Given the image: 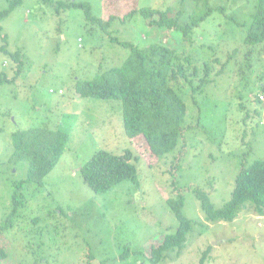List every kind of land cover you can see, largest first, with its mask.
<instances>
[{"label": "rangeland", "instance_id": "obj_1", "mask_svg": "<svg viewBox=\"0 0 264 264\" xmlns=\"http://www.w3.org/2000/svg\"><path fill=\"white\" fill-rule=\"evenodd\" d=\"M256 1L211 0L223 11L200 22L187 42L179 32L150 26L139 11L167 12L183 25L206 12L194 0H21L0 21V76L6 79L0 83V247L6 254L0 264H154L151 247L178 227L168 205L177 199L174 189L193 227L184 247L157 264H200L207 249L204 264H264V216L247 206L233 222L209 223L194 194L204 189L220 208L230 199L240 162L264 161V43L243 42ZM9 2L0 0V12ZM119 42L184 48L199 59L196 84L173 83L190 126L183 157L177 149L155 158L142 137L130 140L119 101L75 93L76 81L122 66L130 52ZM18 51L25 64L17 76L10 55ZM214 54L219 62L201 85L202 61ZM33 128L66 132V148L42 186L17 190L28 163L10 162L12 136ZM100 150L130 151L135 181L95 194L81 169ZM15 193L18 214L2 232Z\"/></svg>", "mask_w": 264, "mask_h": 264}, {"label": "trees", "instance_id": "obj_2", "mask_svg": "<svg viewBox=\"0 0 264 264\" xmlns=\"http://www.w3.org/2000/svg\"><path fill=\"white\" fill-rule=\"evenodd\" d=\"M194 1L205 7L206 12L197 17L191 16L183 25H178L167 12L160 10L144 8L139 13L150 26L165 27L179 32L187 42L193 29L198 27L200 22L213 12L223 11L222 8L210 6L211 0ZM20 2L21 0H10L8 8L0 12V21ZM71 5L85 8L82 4ZM86 7L89 10L88 6ZM101 21L105 22L100 19ZM243 42L247 46L264 43V0L256 1L255 11ZM119 44L130 52L122 66L111 68L90 81H76L75 93L80 98L119 101L122 108L123 129L130 140L142 137L149 153L155 158L170 155L177 149H180L179 157H183L190 126L186 125L187 105L179 91L173 87V83L182 79L188 82L190 87L196 84V82L193 84L195 79L192 78L198 77L195 62L199 59L187 55L184 48L170 49L152 44L139 49L129 43L119 42ZM211 50L212 48L208 46V52ZM10 58L18 67L16 75H20L25 64L20 52L11 54ZM207 59L202 61L204 74L197 80L201 85L209 81L211 64L219 62L215 54L212 57L209 55ZM5 80L0 76V83ZM257 100H260L259 97ZM67 140L66 132L51 128H33L14 133L12 136L14 151L10 162L28 163L26 179L18 184L17 190L24 186H42L44 179L62 156ZM132 160L133 155L130 151L116 155L100 150L87 161L81 169V174L95 194L106 193L124 181H135L136 168ZM174 194L177 199H169L168 205L176 216L178 227L174 234L166 235L160 244L151 247L149 259L154 264L163 261L166 252L182 249L186 244L187 235L192 231L193 223L182 211L184 199L181 192L174 189ZM194 194L200 202L205 220L209 223L233 222L247 206L257 215L264 216V161L256 159L251 163L246 160L240 162L230 199L220 208H215L204 189L196 188ZM14 195L15 208L9 215L8 223L2 228V232L9 228V224L18 214L19 205H16L19 202L18 196L16 193ZM208 252L209 249L203 252L200 264L205 263ZM126 256L127 254H123L121 258L124 259ZM4 258H6L5 249L0 247V259Z\"/></svg>", "mask_w": 264, "mask_h": 264}, {"label": "built area", "instance_id": "obj_3", "mask_svg": "<svg viewBox=\"0 0 264 264\" xmlns=\"http://www.w3.org/2000/svg\"><path fill=\"white\" fill-rule=\"evenodd\" d=\"M262 99V98H261Z\"/></svg>", "mask_w": 264, "mask_h": 264}]
</instances>
